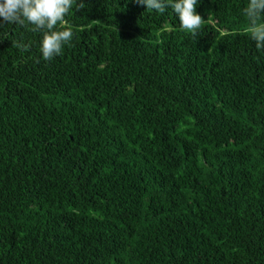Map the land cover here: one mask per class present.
<instances>
[{
    "label": "trees",
    "instance_id": "1",
    "mask_svg": "<svg viewBox=\"0 0 264 264\" xmlns=\"http://www.w3.org/2000/svg\"><path fill=\"white\" fill-rule=\"evenodd\" d=\"M82 2L51 61L0 26V264H264L248 0H200L195 40L170 7Z\"/></svg>",
    "mask_w": 264,
    "mask_h": 264
},
{
    "label": "clouds",
    "instance_id": "2",
    "mask_svg": "<svg viewBox=\"0 0 264 264\" xmlns=\"http://www.w3.org/2000/svg\"><path fill=\"white\" fill-rule=\"evenodd\" d=\"M200 0H135L145 9L164 13L171 8L178 17L180 29L194 40L201 33L206 20L196 11ZM85 8L77 0H0V26L19 25L41 36L39 51L43 60L51 61L63 53L64 47L74 37L75 31L66 17L73 10ZM242 14L246 19L244 32L254 42L257 50H264V0H248ZM17 48L27 50L28 44L15 42ZM39 62V60L37 61Z\"/></svg>",
    "mask_w": 264,
    "mask_h": 264
}]
</instances>
